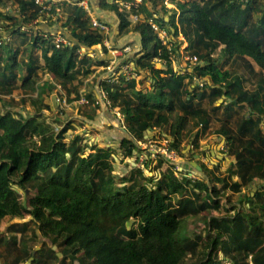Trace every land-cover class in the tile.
<instances>
[{
    "label": "trees",
    "instance_id": "16d2710c",
    "mask_svg": "<svg viewBox=\"0 0 264 264\" xmlns=\"http://www.w3.org/2000/svg\"><path fill=\"white\" fill-rule=\"evenodd\" d=\"M84 1L62 6L68 15L62 27L70 32L64 37L70 45L54 43L57 29L52 30V18L60 5L47 9L36 0H17L16 11L0 9V91L12 92L21 49L27 56L21 87L31 84L41 69L65 89L92 73L88 53L104 45L105 37L77 5ZM95 1L100 23L109 26L108 17H115L117 37L136 35L143 51L141 57L127 61L134 63L140 81H128L121 74L119 84L101 82L109 107L124 117L125 134L118 141L123 159L139 161V143L158 139L157 132L168 142V151L182 157L189 125L207 131L216 120L219 127L214 134L218 143L224 140L222 155L231 160L227 176H215L199 162L209 174L207 181L191 179L183 167L186 172L179 179L171 166L156 178L138 168L119 178L117 149L88 142L83 133L67 140L74 122L56 132L44 118L25 116L24 109L0 107V227L7 217L28 215L30 222L14 225L12 230L23 236L34 223L32 236L37 239L40 232L51 243L34 257V247L24 241L15 249L12 264L29 263L33 257L30 264H69L68 258L70 264H188V257L195 260L191 264H226L224 260L264 264V190L253 196L242 193L256 180H264V0H173L177 5L168 21L157 11L163 0ZM120 1L133 3L124 7ZM41 17L49 22L47 30L36 29ZM155 18L173 37V53L179 54V37H184L186 50L196 61L192 71L178 74L170 62L157 67L158 57L169 60V49L149 24ZM238 63L243 72L234 70ZM97 64L104 66L106 60L99 58ZM148 82L154 91L138 89ZM87 97L94 102L91 95ZM96 102L95 111L100 109ZM33 106L36 116L51 107L47 103ZM200 132L191 138L193 147L199 146ZM145 159L149 172L169 162L162 158L152 167L150 156ZM216 183L222 187L212 186ZM19 189L26 195L29 191L26 205L21 204ZM228 189L242 193L253 211L207 218L210 245L200 251L202 236L186 237L183 222L190 215L219 210L217 197ZM173 196L180 197L176 205ZM11 240L15 246L17 238ZM54 246L60 248L63 259Z\"/></svg>",
    "mask_w": 264,
    "mask_h": 264
},
{
    "label": "rangeland",
    "instance_id": "374dc122",
    "mask_svg": "<svg viewBox=\"0 0 264 264\" xmlns=\"http://www.w3.org/2000/svg\"><path fill=\"white\" fill-rule=\"evenodd\" d=\"M73 1L76 0H53L52 2L47 3L49 8L52 6L60 5L59 7L57 6L56 10L58 15H54V17L52 18L55 23L54 26H52V30L54 28L57 29V31L54 32V43H56L57 45L60 44L57 43L58 40H64L68 42L65 39L64 34L69 35L68 33L70 32L66 28L64 29L62 27L68 15L65 13L64 7L62 6L67 4L72 6ZM134 1L136 2V0ZM120 3L124 5V7H128L132 5L133 2L128 1L122 3V1H120ZM77 5L79 7H83L86 10L91 19L92 27L98 33L102 34L105 37L103 43L106 47V50L103 47L104 45H98L88 53L89 59L92 62V64L89 66L90 70H92V73L87 75L86 77H83L79 82H74V84H78L77 86L67 85V89H65L52 75L48 74L47 72L41 69L38 71V74L34 77L31 84L25 87H21L22 83L24 82V63H26L27 59V56L25 55V53H22L23 50L21 49V52L19 54L20 56L18 57V61L21 65L18 66L14 72L16 75L15 85L11 86V93H3L2 91H0V107L2 109L7 110L24 109L25 116L31 115L36 117L38 120L44 118L48 123L52 124L56 132H59V130L66 123L74 122L71 130L67 133V140L71 139L75 134L83 133L87 138L88 142L95 143L100 147L111 146L115 150L117 149L115 151V157L117 159L116 175H118L119 178L125 177L128 174L127 170L130 171L133 168L141 169L148 176L156 178L159 174V171H163L169 166H171L174 168L173 171L176 177L179 179H182V177L185 175L184 172L188 170L190 173L189 177L191 179L195 180L198 178L199 180L204 179L207 181L209 174L206 175L203 169L202 171H199L197 167L193 164L197 163L201 167L199 162L205 164L207 169L209 171H212L215 176H227L226 170L231 160L227 156L223 157L222 150L224 148L225 142L218 143L217 136L214 134V131L219 127V124L216 120L212 121L210 129L207 131H203L201 128H193L191 125H189L187 129L189 133L185 141L183 142L181 148L183 153L182 157L175 153L172 154L168 151V142L162 140L160 138V133H158L157 131V133H155L157 137H159L158 139L151 138L145 143H139V146L142 150L141 158L139 159V161H137V158L123 159L121 152L118 149V143L111 144L103 141L101 136L103 130L109 131L114 126H118L125 129V124L124 117L122 114L119 113L118 109L111 110V108L109 107V103L106 102L105 99L107 96V92L101 86V82L102 80H105L107 84H119L121 75L119 71L121 70L118 69L120 68V65L121 67H123L125 65L124 63L132 56H136V58L141 57L143 51L140 40L134 35H130L125 38L117 37V35L115 34L114 26L113 24H111V21L108 22L109 26L107 27V29H101L99 27H96L93 22H95V20L99 21V16L98 13L94 11L92 6H90L89 0L81 2ZM176 5L177 2L173 0L160 1L157 10L159 12L160 17H165V19L168 18L172 14V9L176 8ZM17 6V0H2V5L0 6V9L6 11L7 8H12L16 11ZM263 6L264 5L262 4L261 7ZM167 9H169L170 11H167ZM156 18L153 22L156 25L160 26L159 22H156ZM133 20L135 21V24L137 18L134 17ZM39 23L40 24L36 26V29H39L41 27L46 30L48 29L47 26L49 25V22L47 20H44L43 17L40 18ZM172 40L173 37L170 34H168V36L164 38V42L160 40L161 43H164L165 47L169 49V60H162L158 57L155 60L157 67H162L170 62L174 68V71L178 74L183 75L184 72H182V70L186 69L192 71V67L196 64V61L195 59L189 56L186 50V48L188 47V43L186 42L184 37L180 35L179 40L182 41V43L179 47V54H176L173 53L172 50H170L172 49ZM19 42L20 41H18L16 45H18ZM16 45L15 47H17ZM116 49L118 50V54H112V52ZM124 49H126L127 51H125ZM37 53L41 55L40 51H38ZM80 53H84V50ZM3 55L5 57L4 53ZM218 55L219 53L216 54V57ZM99 58H103L106 60V64L104 66H99L97 64V59ZM229 67L230 66H228V68ZM230 68L233 69L232 66ZM235 69H238V71L243 72L241 63L234 65V70ZM109 75L110 77H107ZM131 80L140 81L141 76H138L136 79ZM144 86H146L147 88H145ZM144 86L139 84L138 89H143L148 93L154 91L151 88L150 82L146 83ZM50 89H52L53 91H51ZM126 93L129 94L132 93V91L127 90ZM87 95H91L92 100L94 102H90ZM96 101L100 102V109L98 108L97 111H95V105L97 103ZM34 103H36L37 105H41V103H47L51 107L49 110H44L42 114L36 116L35 111L37 109L34 108ZM104 106L107 110L112 112L117 117V119H121L122 122H117L116 118L107 120L105 115H101V109ZM88 116H94L95 119L91 121L87 118ZM217 116H221V112L218 113ZM199 132V146L193 147V145L190 143L191 138ZM145 155L150 156L152 161V167H156L157 162L160 161L162 158L167 159L169 162L163 163L160 170L149 172V168L143 165L144 160H146ZM222 158H225V160ZM216 166H219L220 168L217 169ZM182 167L186 170H183ZM121 168L126 169V172H124L125 174L121 172ZM156 181L157 180H154L152 185H155ZM145 184H148V182H146ZM212 186H216L219 188L222 187L221 184L217 183ZM259 190H264V180H256L253 184H251L250 187L243 189L242 193H248L253 196L254 193L258 192ZM19 193L21 194V204L23 205L27 201V195L24 194V191L20 189ZM242 193H235L228 189L224 193L220 194L219 197H217L219 198V201L221 203L219 210H212L205 213L203 212L198 215H190L185 218L182 225L185 236L191 239H195L197 236H202L203 238L199 247L200 251H206L210 245L206 236L208 229L207 218L233 216L238 211H245L246 213H250L253 211V209L250 208L249 203L244 202ZM179 199V196L172 197L173 203L175 205L177 204V201ZM261 215V213L257 214V216ZM16 220H21L22 222H16ZM30 221L31 217L28 215H25L23 219H13L10 217L4 219L0 227V264H12L13 259L17 256L15 249H19L24 241H26L27 245L33 246L34 249L40 247L41 244V249H47V247L50 245L49 240L43 237L40 232H38V234L40 235L39 238L36 239L32 236L33 231L35 229L34 223L30 224L29 230L23 236H21V234L16 233L15 230H12V227L14 225L23 224L26 222L28 223ZM15 237L17 238V241L16 245L14 246L11 239ZM9 243H11V247H9ZM54 247L57 248V254H61L59 250L60 248H58L57 246ZM219 257L222 259L225 258V256H223L221 252L219 253ZM60 258L63 259L62 254ZM193 261H195L193 260V258L188 257V264H191ZM71 262V259L68 258L67 263L70 264ZM224 262H226V264H229L227 260H224ZM76 263H79V260H77Z\"/></svg>",
    "mask_w": 264,
    "mask_h": 264
},
{
    "label": "built area",
    "instance_id": "2783aa9c",
    "mask_svg": "<svg viewBox=\"0 0 264 264\" xmlns=\"http://www.w3.org/2000/svg\"><path fill=\"white\" fill-rule=\"evenodd\" d=\"M52 1L53 0H36V4L39 5V6L46 7L47 9H49L47 3L48 2H52ZM136 2L137 3H140L141 0H139V1L136 0ZM153 21H155V20H150L149 21L150 26L156 32V34L158 35V38L162 42H164V38L168 36V32L166 30H162L160 28V26L156 25ZM93 23L95 24L96 27H99L101 29H107V27H108L107 25H105L103 23H100V21H96L95 20V22H93ZM57 43L70 45L69 42H66L64 40H62V41H59L58 40ZM163 45H164V43H163ZM58 46H59V44H58ZM124 50L127 51L126 49H124ZM112 54H118V50L117 49L114 50L112 52ZM127 61L124 63L125 65L123 67H121V65H120V68L118 70H121V71H119V73L123 74L125 76L126 80L136 79L139 75L135 71L134 63H132V62H129L128 63ZM107 77H110V75L107 76ZM171 153L174 154L173 152H171Z\"/></svg>",
    "mask_w": 264,
    "mask_h": 264
},
{
    "label": "crops",
    "instance_id": "0c3cea01",
    "mask_svg": "<svg viewBox=\"0 0 264 264\" xmlns=\"http://www.w3.org/2000/svg\"><path fill=\"white\" fill-rule=\"evenodd\" d=\"M89 2L92 4V7H93L94 11L97 12L96 1L95 0H89ZM108 20H110L112 22L111 24H113L114 29H115V34H116L117 33L116 29H117V26H118L117 19L115 17L111 16V17H108ZM166 20L168 21L169 19L166 18ZM134 36L140 40L139 37H137L136 35H134ZM101 110H102V114L101 113L100 114L101 115H105L107 120H111V119L115 118V115L112 112H110L109 110H107L105 106L102 107ZM124 134H125V131H124L123 128L118 127V126H114L109 131H104L103 130L101 136H102L103 141H105L106 143L116 144V143H118L120 138L122 136H124ZM120 170H121V172H126L125 168H121Z\"/></svg>",
    "mask_w": 264,
    "mask_h": 264
},
{
    "label": "water",
    "instance_id": "95a60500",
    "mask_svg": "<svg viewBox=\"0 0 264 264\" xmlns=\"http://www.w3.org/2000/svg\"><path fill=\"white\" fill-rule=\"evenodd\" d=\"M99 13H101V11L99 10ZM222 143H224V141L222 142ZM196 167H197V169L199 170V171H202V167H200L197 163H193ZM27 195L29 194V191L27 190ZM25 205H26V203H25ZM16 222H22L21 220H16ZM50 245H51V243H50ZM41 247H42V244H41V246L40 247H38V248H36L34 251H33V256L35 257L36 255H37V253L41 250ZM53 249L55 250V251H57V248L56 247H53ZM34 257L30 260V262L29 263H27V264H30L33 260H34ZM59 257H61V254H59Z\"/></svg>",
    "mask_w": 264,
    "mask_h": 264
}]
</instances>
